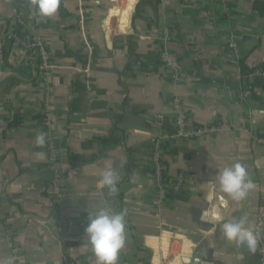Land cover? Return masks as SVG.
Instances as JSON below:
<instances>
[{"label": "crops", "instance_id": "1", "mask_svg": "<svg viewBox=\"0 0 264 264\" xmlns=\"http://www.w3.org/2000/svg\"><path fill=\"white\" fill-rule=\"evenodd\" d=\"M139 2L61 0L42 18L32 0H0V264H97L85 229L104 207L126 212L118 264H177L188 241L204 264H259L256 251L227 241L218 226L212 234L200 216L224 195L216 175L236 162L255 188L224 205L225 221L247 216L254 229L262 209L264 0H159L135 15ZM34 35L49 56L43 78L39 54L27 47ZM123 90L142 114L122 110ZM174 99L189 125L216 131L173 141L165 175L182 186L160 204L149 152L163 135L158 118H174ZM71 104L80 110L69 113ZM118 115L121 145L103 154L96 144L83 148L107 137ZM49 142L63 166L79 168L56 202ZM69 153L98 157L71 166ZM109 165L119 177L115 192L99 184Z\"/></svg>", "mask_w": 264, "mask_h": 264}, {"label": "clouds", "instance_id": "2", "mask_svg": "<svg viewBox=\"0 0 264 264\" xmlns=\"http://www.w3.org/2000/svg\"><path fill=\"white\" fill-rule=\"evenodd\" d=\"M60 3L61 0H32L37 14L42 18L55 15ZM35 142L38 146H43L46 142V134H37ZM216 176L219 191L224 195L219 198V203L210 200L206 207H202L201 222L212 225L208 229L212 234L216 233L218 226L227 241L234 242L238 247L245 246L250 251H255L259 233L248 226L247 216L225 221L222 207L229 200L235 202L245 200L249 192L255 188V184L249 177L246 167L240 162L224 167ZM118 179L117 171L109 165L102 170L99 184L107 187L110 192H115ZM125 218V211L114 212L108 207L88 215L85 235L97 264H118L119 254L126 244ZM195 248L196 246L188 241L176 258L177 264H200L195 255ZM8 264H11V260Z\"/></svg>", "mask_w": 264, "mask_h": 264}, {"label": "built area", "instance_id": "3", "mask_svg": "<svg viewBox=\"0 0 264 264\" xmlns=\"http://www.w3.org/2000/svg\"><path fill=\"white\" fill-rule=\"evenodd\" d=\"M28 49H31L34 52L39 54V66H40V77L43 78L46 74L49 66V56L47 50L45 49L44 41L38 37L33 36L27 46ZM2 56V47L0 45V61ZM166 61V60H165ZM164 63L169 66V63L166 61ZM174 79H177L174 77ZM174 111L175 115L173 118L174 132L171 134H163L154 143V150L151 154V171L152 176L155 180L156 194L158 197V202L160 204L165 201V196L168 190H173V192H178L181 188V181L172 183L162 171V166L160 162L163 160V154L160 150V143L162 141H176V140H189L203 136L205 134H213L216 129L213 127H196L189 125L185 111L181 107V104L177 99H174ZM162 117H159L156 121V124L160 127V121ZM264 144V141H259ZM47 152V162L48 168L51 170L53 176L48 184V195L52 202L58 201L62 196L61 182L70 180L78 174L79 168L77 167H65L61 164L59 160V155L57 149L53 146L51 142L48 143L46 147ZM165 181L169 184H172V189L169 186L165 185ZM171 185V186H172ZM262 209L257 213L255 217L254 230L259 233L258 245L256 252L258 254L259 264H264V193L262 194Z\"/></svg>", "mask_w": 264, "mask_h": 264}, {"label": "trees", "instance_id": "4", "mask_svg": "<svg viewBox=\"0 0 264 264\" xmlns=\"http://www.w3.org/2000/svg\"><path fill=\"white\" fill-rule=\"evenodd\" d=\"M159 3V0H140V2L138 3L136 10H135V15H139L142 10L145 7H150V8H155ZM134 15V16H135ZM81 63H85L84 60H80ZM74 93H76L77 98L79 97L80 93H82L83 90V85L82 83L76 78L72 84ZM122 93L124 94V99L121 105L122 110H126L133 116H137L139 114H142V110L134 105H131L129 100L126 97V90H123ZM80 98V97H79ZM80 110L75 104H71L69 107V113L74 114L75 111ZM114 119V127L113 129L110 131V133L108 134L107 137L104 138H93L90 141H87L86 143L83 144V148H90V146L92 144H96L99 148V154H103L105 152H108L116 147H118L119 145H121L122 140L125 139L124 137V133L119 131L116 127V125L122 121L123 117L118 115L116 117L113 116ZM141 124H144V122H141ZM160 128L163 132V134H171L174 132V124H173V119H168L165 117H162L161 121H160ZM174 142L172 141H162L160 143V150L162 151V154H169V153H173V149H174ZM154 150V146L150 149L149 154H152ZM98 156L96 155H92L90 156V158H83L80 157L78 155H74L72 153H69L67 155V162L69 165L71 166H77V165H83L84 163H92L97 159ZM161 166H162V171L166 174V165L164 163V161L162 160L160 162ZM165 185L166 186H170L171 184H169L168 182L165 181ZM172 191V190H171ZM170 190L167 191V194L165 196V198H167L169 196V193L171 192ZM120 197V196H118ZM121 199V198H120Z\"/></svg>", "mask_w": 264, "mask_h": 264}, {"label": "water", "instance_id": "5", "mask_svg": "<svg viewBox=\"0 0 264 264\" xmlns=\"http://www.w3.org/2000/svg\"><path fill=\"white\" fill-rule=\"evenodd\" d=\"M222 207H223V210H224V208H225L224 205H222ZM195 255L199 259L200 264H204L203 261H202V254L201 253H196Z\"/></svg>", "mask_w": 264, "mask_h": 264}]
</instances>
